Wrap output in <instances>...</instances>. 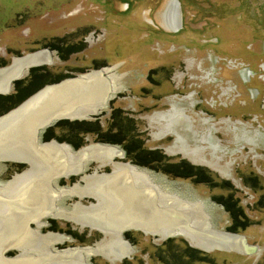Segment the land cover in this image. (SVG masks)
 <instances>
[{
	"label": "rangeland",
	"instance_id": "1",
	"mask_svg": "<svg viewBox=\"0 0 264 264\" xmlns=\"http://www.w3.org/2000/svg\"><path fill=\"white\" fill-rule=\"evenodd\" d=\"M82 1L84 0H0V68L10 66L15 57L30 54L28 52L33 50L35 45L43 42L46 44L55 43L52 45H57L60 52L58 55L54 54L52 65H36L33 67L35 72H31V69L28 70L25 79L22 75L19 80L24 82H28L33 74L34 80L36 75H42L40 79L37 78V81L41 80V83H38V88L34 89L35 91L33 90V93L24 100L29 99L45 85L58 83L77 74H90L86 73L89 70L118 64L117 71L124 73L122 75L114 73L116 80H122V89L117 95L114 94L117 88L111 90L110 101L108 100L107 105L102 109L105 112L101 115H93L89 118V115L95 114L97 110L94 113H88L83 118L85 120L56 121L45 128L46 134L44 131L41 132L40 143L55 140L58 143H66L74 151L95 143L115 145L121 149V155H115L108 163L105 161L106 163L103 164L104 161L91 157L84 164L79 162L80 164L77 166L80 168L79 172L86 167V170L84 169L80 175H73V177L69 175L64 179L52 178L51 187L54 188V192L56 190L57 197L54 198L55 203L53 201L50 206L51 210H54L55 206H59L60 208H58L65 212L61 215L71 212L75 208L80 213H89V210L98 204V200L86 193H79V189L90 188L88 190L95 194L92 188L96 189L97 186L92 183L89 186L93 177L101 179L99 177H102L103 174L112 173L107 177L117 179L119 176L117 180L121 181L124 180L125 175L121 174L120 176L121 167L119 164L135 165L146 170L148 173L143 172L150 175L149 178L156 185H160L162 191L179 196L180 198L177 197L178 201L189 200L193 203H203L205 208L197 209V216L194 215L193 219L202 222L203 216L207 215L209 224L217 230L238 235L247 234L252 237L251 241H254L253 238H260L264 226V120L262 119L264 113L260 108L261 101L256 98L257 100L254 102L250 100L246 106L242 104L239 106L238 100H241V97L235 94L228 98L224 94L226 88L228 93H232V85L226 84L227 82H217L216 84L213 82H215L214 78L217 80L216 73L219 72L214 66L217 68L220 66L217 63V58L221 57L226 59L227 65L235 63L237 67H244L246 71L250 69L255 71L254 75L249 76L242 69L233 70L241 71V75L245 78L242 80L244 83H249L256 88L262 87L261 82L264 81H261L260 78L264 77V0H180L183 11V28L180 31L164 26V9L172 0H157L152 4L153 13L149 18L153 17L155 27L151 24H143L146 27H142L134 22V20L138 21L143 17L141 13L145 14L148 7L144 5L141 11L138 10L140 14H137V11L134 10L136 4L131 0H124L130 4L127 11H122L119 7V10L115 12L111 6L107 5L106 15L102 14L100 22L98 19L101 15L95 13L94 6H91L89 2L86 9V6L80 4ZM106 2L109 5L115 4L114 0ZM49 3H56L57 6L52 8ZM85 3L87 4V2ZM98 9L103 11L104 8L100 6ZM15 11L16 13L25 12L27 20L19 23L16 20ZM69 11L74 14L69 16L67 22L63 21L62 24L47 23L52 15L55 19L58 16L67 15ZM42 14H47V17L43 19V22H39L38 16ZM82 14L88 21L87 26L99 30L95 38H91L89 33L94 29L88 28L87 31L82 32L80 30L83 29V26L77 28L80 29L79 31L71 33V29L76 28V25L80 23L79 18H82ZM133 14L137 15L132 19L131 25L120 27L119 22L130 20L134 16ZM244 14L248 17L244 18ZM104 16L105 18H103ZM146 19L148 18L146 17ZM114 20L119 22L114 24ZM229 23L234 26L233 29ZM177 25L179 26L178 23ZM72 26L74 28H71ZM27 28L31 29L29 36L23 34ZM142 28H145L149 33L147 38H145L147 33L146 35L139 33ZM119 29L127 30L129 33L120 35L119 31L117 32ZM64 32L67 33L64 34ZM83 36L84 38H82ZM162 40L164 42L161 46L159 42ZM75 41H83L81 42V51L74 54L70 51L66 52V46ZM146 46H149L148 49L145 48ZM150 47L153 52L146 53ZM144 48L146 52H143ZM23 51L26 52L21 53ZM151 53L157 57L162 55V57L153 60ZM136 55L139 56L138 59H142L136 60ZM93 60L95 62H92ZM144 61L148 64L150 61V66ZM136 64L138 66L140 64V67L134 66ZM88 67L89 70H87ZM224 67V70H231L228 66ZM104 70L111 71L109 68H104ZM64 72L69 74L65 76ZM111 73L113 72L111 71ZM177 75H181V77L179 78ZM221 84H224L223 89H221ZM14 91V85H12L8 94L1 93L0 96L13 95ZM113 95L115 97L112 99ZM248 97L249 99L254 98L250 94ZM14 99L18 100L16 97ZM10 101L12 102V100ZM10 101L0 104V109H3L0 115L19 105H12ZM221 102L228 103L227 106L231 104L233 106L229 108L221 106L223 107L222 111H218L221 108ZM172 103L182 104L185 112L195 118L193 122L195 129L202 130L204 126L203 124L199 125L198 117H206L207 121L211 123L212 133L215 135L214 143L219 141L222 144L221 147H225L222 150L218 149V153L215 155H220L219 166L230 171L229 177L223 176L218 171L219 169L211 168L207 163L200 161L194 163L181 151L174 153L169 151V148L175 143L173 132L161 133L160 125L162 123L152 122L150 117L167 112ZM259 114L263 116L261 117ZM220 117L223 120H219ZM108 126L111 130L110 134L106 135L104 130ZM117 127H121L125 132L122 144L118 143L122 137L111 136L114 133V128L118 130ZM183 136L186 139L184 142L189 141L191 145L204 143L200 140L201 137L193 139L191 136L184 134ZM251 137L254 138L255 144L245 145L243 143L245 139ZM54 144L56 145L55 142ZM94 147L95 145H89L83 149ZM210 147L213 148V146ZM210 147L205 149L204 153L208 159L216 162L218 159L212 156ZM251 149L253 150L250 151ZM0 151H10V148L6 146ZM67 151L77 154L69 149ZM222 154L225 155L221 156ZM5 157L0 159V181L11 179L14 176L8 182L11 183L13 179L21 178L24 175H33L34 170L31 162L27 160L8 161ZM254 157H258V159H254ZM91 159L93 160L90 161ZM180 161L183 163L182 168H173ZM25 167L27 169L24 171ZM22 171L24 172L21 173ZM40 179L41 177L34 172L31 185L25 186L26 189L24 188L23 191H27L31 186L40 182ZM57 179L59 187L56 185ZM135 180L138 184L143 182L138 178ZM124 181L126 182L128 179ZM0 183L5 185L3 182ZM74 185L77 186L72 189L60 188ZM15 197L12 199H16ZM104 202L109 203L107 200ZM153 202V205H156L155 210H164L165 208V210H186V207L170 205L172 200L167 201L164 208L161 207L163 202L158 198H153ZM175 202L177 201L175 200ZM80 206L84 209L77 208ZM47 208H49V204ZM13 209L11 205V212L8 215H11L9 217L12 218L5 217V220L6 218L10 220L1 223L2 218L0 219V240L5 237L13 239L15 233L21 228L20 216L22 214L20 213L16 218L12 213ZM27 211L25 210V212ZM50 211L47 216L39 219L36 223L29 221L28 227L31 230L37 229V223L42 221V224L39 223L42 235L60 234L61 240L52 243L54 248L52 252H55L56 255L64 254V249L83 248L100 242L103 238L106 240L108 233L103 234L101 230L88 224L83 225L72 218L54 217L52 213L56 212L50 213ZM104 211L109 212V210ZM33 214L30 212L29 215ZM109 216L111 217V214ZM125 231L122 237L134 248L133 255L109 260L103 255L95 253L90 256L89 263L264 264V251L260 248H258L260 252L255 253L252 258H243L236 252H226L232 250L231 247H237L234 241L228 243L229 246L232 244L228 250L222 248V251L206 252L191 247L185 239L179 236H168L169 238L164 239L139 230ZM4 234L6 235L4 236ZM11 239H6V241ZM35 245L29 251L40 249L37 244ZM23 253L24 251L13 248L7 250L4 256L7 259H14L24 255ZM41 253L45 252L33 251L35 256L41 255ZM256 254L257 256H255Z\"/></svg>",
	"mask_w": 264,
	"mask_h": 264
},
{
	"label": "bare ground",
	"instance_id": "2",
	"mask_svg": "<svg viewBox=\"0 0 264 264\" xmlns=\"http://www.w3.org/2000/svg\"><path fill=\"white\" fill-rule=\"evenodd\" d=\"M38 57H40L41 61L43 55H31L29 58L19 61L17 60L12 66L8 67L2 72L0 71V92L4 93L5 91H7V86L9 85L10 81L21 75V71L25 69H23V66L27 65L28 63H34L35 59ZM118 82H122V80H116V74L111 73V71H95L88 75L82 74L77 78L65 79L58 83L48 85L46 87L44 86L29 99L25 100L17 107L9 110L8 112L0 116V150H3L6 146H9L10 148V151H0V159H3L1 157L6 156L5 158L7 160L12 161L27 160L33 164L34 170L33 175L31 176L24 175L21 178L13 179L11 183H8L10 181L9 180L5 182V185L0 183V219L2 218L1 223L6 220H10L9 218H12L9 217L11 215H8L9 212H11V205L12 208H14V212L12 213H14V216L16 218H18V215H20V213L22 214L20 216V222L23 220L24 217L33 220L36 219L38 216H44L45 214H47L48 211L51 210L50 206L52 205L53 201L55 203V199L57 197V193L53 192V189L51 187L52 178H57L61 176L67 177L69 174L73 173V168L77 163L80 162L84 164L89 157L105 162L111 160V154H118L119 156L121 155L120 151H118L117 148H114L112 146L96 145L92 149H83L77 154H71L67 151L70 148H67V146L65 145L63 146H65L67 149L63 146L55 145L54 142H39L40 130L43 129V127H46L52 124L53 122L57 121L58 118H66L68 120H80L87 116L88 113H94L99 108L105 106V103L110 98L109 95L111 93V90L117 88L116 84ZM169 118L172 122V117H162V119L166 122L170 121L168 120ZM184 118L187 120L186 116H184ZM205 120H202V122H204ZM166 131H172L169 127V124L163 132L165 133ZM173 134L175 133L173 132ZM195 135L197 134H193V136ZM174 136L178 137L176 134ZM181 151L186 154L187 157L190 156L193 161L204 162L207 163V165L213 167V163L211 160H200L202 157L196 148L191 150L181 148ZM78 171H80V168H76L74 170V173ZM34 172L35 174L41 177L40 182H38L34 186H31V188H29L27 191H23L25 186L29 187L31 185L30 183H32ZM134 172V167H132V169L131 166L121 167L120 176L121 174H124L125 177L123 179H128V181L126 182L124 180H117L119 176L117 179H115L114 177H109L105 182V179L103 177H99L101 179H93L90 182L89 186L91 185V183L95 184L96 186L103 184V186L98 188L96 191L94 189L92 190L95 194H92L91 191L88 190L90 188L79 189V193L93 195L98 200V204L96 205L97 207L93 206L91 209L88 208L90 209L89 214H94L93 216L95 220L92 219L94 220V222L96 221V223L98 224H103V228H109L110 230L108 231L111 232H114L116 229L122 230L121 228L125 227L134 229L144 228L146 232L159 233L156 234V237L158 236L165 238L168 236H179L185 239L192 247L203 250H211V248L207 245L215 246L218 249H220L219 247H223L227 248L226 250H228V247L230 248V246H232V244L230 246L228 244L230 243V241H234L236 243V246L241 245L240 247L243 249V251L245 248L247 249L246 245L241 241L242 237L237 234H228L222 231L219 232L216 231L217 229L212 225L211 228L206 227L204 225L199 226L196 222L195 224L200 228L190 226V222L193 219V217H191L193 211L202 207L205 208L203 203H193L189 200L184 199V201H178L177 197L179 196L162 191V189L160 188L161 186L158 184L156 185L145 172L136 169V178L132 176ZM133 178H138L142 180L143 182H140L141 186H137L134 183ZM158 195L159 201L163 202L161 204H165V207L167 201L172 200V204L170 205L178 204V206L184 208L186 207L188 210H165L166 208L164 210H155L156 205H153V198H158ZM14 197L16 199H12ZM105 200L109 202V205H111V207L112 205L114 207L111 213H109L110 211H102V209L99 210L107 203L104 202ZM175 200L177 202H175ZM48 204L49 208H47ZM111 207L110 209H112ZM59 208L57 209L59 214L65 213L62 211L63 209L60 210ZM24 209L28 211L25 212ZM30 212L34 214L29 215ZM109 214H111L110 219ZM78 215L83 217H81V219L84 221V223H86V221H89V219L86 220L83 213H78ZM6 216L9 218H6L5 220ZM79 216L77 218H79ZM100 217H103L104 223H102L103 220H100ZM205 219L208 221L207 215ZM92 220L88 223L91 225V227H97V225L92 224ZM111 221L114 222V225L109 223ZM20 227V230L18 229V231L13 236V239H11L10 241H6L7 237L3 240H0V264H42L39 260L40 258L38 259L36 257H33L34 255H26L24 253V255H20L19 257L14 259L5 258L4 253L7 250L13 248L19 251H22L24 249L31 250V247H34V245L37 244L35 242L36 240L33 241L30 238L32 235L30 237L28 236V232L26 229L27 226L20 225ZM180 229L187 231L188 234L179 231L173 232L175 230ZM108 231L103 230V233L109 234ZM162 231H167L168 233L160 235ZM115 232H117V230ZM5 235L6 234H4V236ZM44 238L47 237L44 236ZM110 239L111 241L107 239V243L105 242L106 245L109 246V248L107 247L106 249L105 246L102 247L101 245V248H104L102 249V252L107 257L111 254L115 256H119V254H121L122 256L123 254L132 251L121 241L119 234L115 235V233H112ZM207 239L211 241H206ZM43 246L44 245H42V247ZM86 248L85 250H87ZM236 248L237 247L235 246L231 247L232 250H236ZM79 250H82V248ZM258 250L259 249L257 248L256 253H258ZM87 252L89 254L90 250H87ZM118 252L119 254H117ZM83 255H85V253ZM60 258L61 257H59V259ZM71 260L73 259L71 258Z\"/></svg>",
	"mask_w": 264,
	"mask_h": 264
},
{
	"label": "flooded vegetation",
	"instance_id": "3",
	"mask_svg": "<svg viewBox=\"0 0 264 264\" xmlns=\"http://www.w3.org/2000/svg\"><path fill=\"white\" fill-rule=\"evenodd\" d=\"M106 1H111V0H84V1H82V3H80V4H82L84 7L86 6V9L88 8V6H89V2L91 3L90 5L91 6H94V9H96V11H95V13L97 14V15H101L100 17H99V19H98V21L100 22V19L102 18V16L103 15H106L105 14V8H106V6L108 5V6H111L112 7V9L115 11V12H117L119 9V7H120V9L122 10V11H127L128 9H129V7H130V4H129V2H127V1H124V0H114L115 1V4H113V5H109V4H107V2ZM133 3H135L136 5H135V9L134 10H136L137 11V14H140L139 13V11H141V9L142 8H144L143 6L145 5L146 7H148L147 9H146V13L144 14V13H141L142 15H143V17H141L140 19H138V21H135L134 20V22H137L138 24H140V26H142V27H146L145 25H143V24H151L152 26H154L155 27V23L153 22V17L152 18H149L150 16H151V13H153V11H152V3H154V1H157V0H131ZM85 2H87V4L85 3ZM49 5H50V7H52V8H55L56 6H57V4L56 3H49ZM103 7L104 9H103V11L102 10H99L98 9V7ZM83 7V8H84ZM80 10H82V9H80ZM139 10V11H138ZM165 13H164V15H163V18H164V26L166 25L167 27H169L170 29H177V31H180V30H182V28H183V11H182V4H181V1L180 0H172L171 2H169L168 3V7L166 8L165 7ZM70 12V11H69ZM67 13V15H62V16H58V17H56L55 19L53 18V15L50 17V21L49 22H47V23H63V21H66V20H68V18H69V16L71 15V16H73V14H74V12H70V13ZM99 12V13H98ZM49 13V12H48ZM15 16H16V20H18V22L19 23H21V22H25L26 20H27V17L25 16V12H19V13H16V11H15ZM50 14V13H49ZM103 14V15H102ZM132 14V13H131ZM136 14V15H137ZM134 15V14H133ZM136 15H134V16H132L131 17V19L130 20H126V21H124L123 23H121V22H119L118 20H114V24H116L117 22H119L120 23V27H129L130 25H131V21H132V19L136 16ZM171 15V16H170ZM171 18H170V17ZM244 16V18L245 17H248L246 14H244L243 15ZM39 17V19H38V21L39 22H43V19L44 18H46L47 17V14H42V15H39L38 16ZM146 17L148 18V19H146ZM103 18H105V16L103 17ZM80 19V23H78L77 25H76V28H74L73 26L71 27V28H74V29H71V33H75L76 31H79L80 29H77L78 27H81V26H83V29L82 30H80V31H82V32H85V31H87V29L88 28H92V29H94V30H92V31H89V33H90V37L92 38H95V36L97 35V32L99 31L97 28H93V27H90V26H87L86 24H88V21L84 18V15L82 14V18H79ZM171 19H173V20H171ZM21 20V21H20ZM170 20V21H169ZM70 21V20H69ZM67 22V21H66ZM177 23L179 24V26L177 25ZM56 26H57V24H55ZM229 25L231 26V28L233 29V25H231V23H229ZM177 27V28H176ZM119 31V34L120 35H127L129 32L127 31V30H117V32ZM65 33H67V32H64V34ZM139 33H143V35H146V33H147V35L145 36V38H147L148 37V35H149V33L146 31V29L145 28H142L141 29V31H139ZM178 33V32H177ZM23 34L24 35H26V36H29V35H31V29L29 28H27V30L25 29V31H23ZM82 38H84V36L82 37ZM145 38H143V39H145ZM81 42H83V41H75V42H72V43H69V45L68 46H66V52L67 51H70L72 54H74V53H77V52H80L81 51ZM45 43V44H44ZM52 44H55V43H52ZM52 44H50V43H47L46 44V42H43V43H40V44H38V45H35L34 46V48H33V50L31 49L30 50V52H28V53H30V54H28V55H25V56H22V57H15V58H13V60H12V62H11V65L10 66H12L17 60L19 61V60H23V59H26V58H29L31 55H43V58H41L42 60L40 61V57H38V58H36L35 59V62L34 63H28L27 65H25V66H23V69L24 70H22L21 72V75H23V78L26 76V74L28 73V67L29 66H32L30 69H34L33 67L34 66H36V65H42V66H45V65H52L53 64V60H52V58L54 57V54H59L60 52H59V48H58V46L57 45H52ZM91 47V46H90ZM32 51H34V52H32ZM62 51V50H61ZM24 52H26V51H23V52H21V53H24ZM49 58V59H48ZM37 61V62H36ZM46 63H45V62ZM92 62H95V60H93ZM10 66H6V67H4V68H0V71L2 72L3 70H5V69H7L8 67H10ZM118 66V64H116V65H114V66H107V67H102L101 69H97V70H89V67L87 68V70H89L88 72H86V73H92V72H105L106 70H104V68H109L113 73H119V74H124V73H121V72H118L117 71V69H116V67ZM29 69V70H30ZM31 71V70H30ZM65 73V76L66 75H68L69 73L68 72H64ZM126 73V72H125ZM212 73V72H211ZM83 75H88V74H85V73H82ZM82 74H77L76 76H74V77H72V78H76V77H78V76H81ZM104 74V73H103ZM128 74V73H127ZM31 75V74H30ZM34 75V74H33ZM33 75H31V77L29 78V81H28V79H27V81L28 82H30L31 83V85L32 86H35V85H38L39 86V84L41 83V80H39V81H37V78H39L40 79V77L42 76V75H36L37 77H36V79L34 80L33 78H34V76ZM58 76H60V75H58ZM151 76V75H150ZM177 77H181V75H177ZM22 78V79H23ZM67 79H70V78H67ZM63 80H65V79H63ZM62 80V81H63ZM39 83V84H38ZM55 84V83H54ZM49 85H51V84H49ZM45 86H47V85H45ZM116 87H117V91H115L114 92V94L115 95H117L118 93H119V90H121L122 89V82H118L117 84H116ZM11 90V89H10ZM10 92V91H9ZM1 93V92H0ZM16 93V92H15ZM34 95V94H33ZM32 95V96H33ZM111 96V95H110ZM115 96L113 95V97H112V99L114 98ZM28 99V98H27ZM26 99V100H27ZM111 99V100H112ZM25 101V100H24ZM23 101V102H24ZM110 101V100H109ZM107 103H108V101L105 103V106L107 105ZM176 105V106H175ZM175 106V107H174ZM174 107V108H173ZM178 107V108H177ZM183 107V105L182 104H180V103H172V106H171V108H170V110H168L166 113H163V114H155V115H153V116H151L150 117V119L152 120V122H158V123H162V125H160L161 127H160V131H161V133H164L163 131H164V129H166V127H167V125L169 124V127L171 128V130L178 136V137H176V136H174L175 134H173L172 136L174 137V139H175V143L173 144V146H171L170 148H169V151H171L172 153H174L175 151H181V148H184V149H187V150H191V149H194V148H196L197 149V151L201 154V156L203 155V157H205V158H201L200 160H204V159H206V160H210V159H208L207 157H206V155H205V153H204V151H205V149H207L208 147H210V146H213V148H211V154H212V156L214 157V158H217L218 160L216 161V162H214V161H212V163H213V167L212 166H210L211 168H216V169H219L218 171H222L221 172V174L223 175V176H225V177H229L230 175H231V173H230V171H226L225 170V167H223V166H219V160L221 159V157H220V155H215V154H217L218 153V149H220V150H222L223 148H225V147H221V143L219 142V141H217L216 143H214L215 141H214V137H215V135L212 133V128H211V123H209L208 121H207V118L206 117H198V119H197V122H199V125L201 124V126H202V124L204 125L203 126V129L202 130H197V129H195L194 127H195V125H194V121H195V118L194 117H192V116H190V114H187L186 112H185V109L184 108H182ZM104 108V106L102 107V108H99L98 109V111L95 113V114H91V115H89V118L91 117V116H93V115H97V116H99V115H101L103 112H105V111H102V109ZM176 109V110H175ZM102 111V112H101ZM101 112V113H100ZM100 113V114H99ZM166 114V115H165ZM3 115V114H2ZM110 115H111V113H110ZM158 117H157V116ZM170 115V116H169ZM1 116V115H0ZM160 116V117H159ZM166 116H168V117H172V122H171V119L169 118L168 120H170V121H165V120H163L162 119V117L164 118V117H166ZM184 116H186L187 117V120L184 118ZM156 117V118H155ZM88 118V119H89ZM206 119V120H205ZM75 120V119H74ZM76 120H79V119H76ZM80 120H85V119H80ZM157 120V121H156ZM202 120H205L204 122H202ZM62 121V120H61ZM56 122V121H55ZM55 122H53V123H55ZM165 122V123H164ZM52 123V124H53ZM52 124H50V125H52ZM176 124V125H175ZM194 125V126H193ZM49 126V125H48ZM48 126H46V127H48ZM212 126H214L213 124H212ZM46 127H43V129H41L40 130V133H39V138H40V135H41V132L42 131H44L45 132V134H46V130H45V128ZM109 126H108V128L107 129H105L104 131V133H106L108 130H109ZM214 128V127H213ZM43 132V133H44ZM114 132V131H113ZM86 133L88 134V131H86ZM115 133V132H114ZM113 133V134H114ZM188 133V134H187ZM191 133V134H190ZM167 134V133H166ZM170 134V133H169ZM183 134L184 135H187V136H191V137H193V139H195V138H198V137H201V139L200 140H202L204 143H201V144H199V145H197V144H194V145H191L190 144V142L189 141H187V142H184V140H186L185 139V137L183 136ZM193 134H197V135H195V136H193ZM47 137V136H46ZM45 137V138H46ZM179 139V140H178ZM253 139L254 138H248V139H245V142H243L245 145H250L251 146V144H255V142H253ZM41 141V140H40ZM42 142V141H41ZM50 142H55L56 143V145L57 146H63V145H65V146H67V148H70V146L69 145H67L66 143H64V144H62V143H58V142H56L55 140H51V141H49V142H43V143H50ZM107 142H110V141H107ZM177 142V143H176ZM122 143H124V142H122ZM122 143H119V144H122ZM176 144V145H175ZM202 144H205V145H202ZM89 145H101V146H112V147H114V148H117V150L118 151H120L121 149H119L117 146H115V145H108V144H101V143H95V144H88V145H85V146H83L81 149H79L78 151H74V150H71V148L69 149L70 151H74L75 153H78V152H80V150H82L84 147H86V146H89ZM178 145V146H177ZM65 146H63V147H65ZM175 146H177V147H175ZM66 148V147H65ZM254 149V148H253ZM253 149H251L250 151H252ZM182 152V151H181ZM121 154V153H120ZM182 154L183 155H185V156H187L186 154H184L183 152H182ZM117 155V154H116ZM223 155H225V154H222L221 156H223ZM253 155H254V153H253ZM111 160L113 159V157H115V155H112L111 154ZM189 158H190V156H189ZM191 159V158H190ZM254 159H258V157L256 158V157H254ZM93 159H91L90 161H92ZM110 160V161H111ZM192 160V159H191ZM205 160V161H206ZM9 161V160H8ZM193 161V160H192ZM222 161V160H221ZM195 162V161H194ZM104 163H106V162H103V164ZM107 163H108V161H107ZM204 163V162H203ZM80 163H77L75 166H74V170L77 168V166L79 165ZM88 164V163H87ZM130 165V164H129ZM119 166L120 167H122V166H126V165H122V164H119ZM131 166V169H132V166L135 168V169H140V170H142V171H146V170H144V169H141V168H139V167H137V166H135V165H130ZM222 167H223V169H222ZM86 168V167H85ZM84 168V169H85ZM27 168L25 167L24 168V171L26 170ZM84 169H82L81 170V172H79V173H74V170H73V173H71V174H69V175H72L71 177H73V175L74 176H76V175H80V174H82V172H84ZM86 170V169H85ZM24 171H22L21 173H23ZM147 172V171H146ZM21 173H18V174H21ZM148 173V172H147ZM16 174V173H15ZM112 174V173H111ZM111 174H103L102 175V177L105 179V180H107L109 177H107V176H109V175H111ZM68 175V176H69ZM94 175H97V174H94ZM132 176H134L135 178H136V173L134 172V174L132 175ZM150 176V175H149ZM14 176H12V178H13ZM70 177V178H71ZM11 178V179H12ZM60 178H62V179H64V178H66V177H64V176H61ZM11 179H6V180H2V181H0V182H3V183H5V182H7V181H9V180H11ZM59 179V178H58ZM58 179L56 180V185H57V187H59L58 185ZM93 179H95V177H93ZM134 179V178H133ZM135 180V179H134ZM105 182V181H104ZM135 182V184L137 185V186H141V185H139L137 182H136V180L134 181ZM55 185V186H56ZM101 185V186H100ZM100 185H98L97 186V188L96 189H94V188H92V189H94L95 191L98 189V188H100V187H102L103 186V184H100ZM105 185V184H104ZM75 186H77V185H74V186H72V187H60V188H66V189H72V188H74ZM53 189V192H54V188H52ZM55 193H57L56 192V190H55ZM88 196H93V195H88ZM94 197V196H93ZM158 199H159V195H158ZM203 201V200H202ZM204 202V201H203ZM101 203V202H100ZM205 204H206V202H205ZM176 205V204H175ZM178 205V204H177ZM95 207H97L96 205H94ZM165 206V204H163L162 205V207H164ZM110 207H111V205H109V203H106L103 207H102V211H104L105 209L106 210H109L110 212L109 213H111V209H110ZM77 208H79V209H81V210H83V208L82 207H77ZM111 208H114L113 207V205H112V207ZM204 208V207H203ZM58 207H55V210H52L53 212L55 211L56 213H52L53 215H54V217H58V216H62V217H66V218H72V219H74V220H76L77 222H79L80 221V223L81 224H83L84 223V221L81 219V217L82 216H79L78 215V213H80V211H78L76 208L74 209V210H72L71 212H67L66 214H64V215H61V214H59L58 213ZM99 210H101V209H99ZM186 210H187V208H186ZM50 213H51V211H50ZM49 214V211L47 212V214H45L44 216H40V217H37L36 219H33V220H30V219H28L27 217H24L23 218V220L21 221V224L22 225H26L27 227H26V229H27V232H28V236L30 237L31 235L32 236H34V237H30L33 241H35L36 243H37V246L38 247H40V249H34L33 251H35V252H38V251H44L45 253H41V257H40V255H38V256H35V254H34V256H33V251H29V249L27 250V249H24V250H22V251H24V254H26V255H32L33 257H36V258H40L39 260L41 261V263L43 264V263H46V264H90L89 262H90V259H91V255L93 254H100V255H104V257L105 258H107V259H109L110 260V258L111 259H113V260H115V259H120L121 257H128V256H131V255H133L134 254V252H135V250H134V248L133 247H131L130 245H129V243L127 242V241H125L124 240V238L122 237L123 236V233H124V230H138V229H134V228H121L122 230H118V229H116L117 230V232H111V231H108V230H110L109 228H103V224H98V223H96V221L94 222V214H89V213H87V214H83L84 215V217L86 218V220H88L89 219V221L88 222H90L92 219H94V220H92L93 222H92V224H95V225H97V227H94V228H97V229H99V230H102V233H103V230H105V231H108L109 232V234L107 235V239H109L110 241H111V235H112V233H115V235H118L119 234V236H120V238H121V241L128 247V248H130L132 251L131 252H128V253H125V254H123L122 256H121V254H119V252L117 253V254H119V256L118 255H112L111 253V255H109L108 257L102 252L103 250L102 249H104V248H101V245H102V247H106V249H107V247L109 248V246H107L106 245V243H107V239L106 240H104V238L100 241V242H97V243H95V244H93V245H91V247H89V246H85V247H83L82 248V250H79V249H81V248H78V247H74V248H68L67 250L66 249H64V254H58V255H56L55 254V252H52V249H54L53 248V242H56L55 240H57V241H59V240H61V235L60 234H52V233H48V234H45V235H42L41 233H40V224L39 223H41L42 224V221H39L37 224H38V226L36 227L37 229H34V230H31L30 229V227H28L29 226V221H31V222H34V223H36L37 221H38V219H41V218H43V217H45V216H47ZM68 214H70V215H68ZM76 214V215H75ZM194 215L195 216H197V210H195V211H193V213H192V215H191V217H193L194 218ZM79 216V218H77ZM88 217V218H87ZM27 218V219H26ZM83 218V217H82ZM102 218V219H101ZM111 217L109 216V219H110ZM206 218V216H203V221L202 222H199V221H197L196 219H192V221L190 222V226H193V227H196V228H200V227H198L196 224H195V222L196 223H198V225L199 226H206V227H210L211 228V225L209 224V222L205 219ZM25 219V220H24ZM78 219H79V221H78ZM82 220V221H81ZM100 220H103V217H100ZM24 221V222H23ZM30 222V223H31ZM87 221H86V223H84L83 225H86L87 223H88ZM102 223H104V220L102 221ZM106 223V222H105ZM110 224H113L114 225V222H109ZM89 224V223H88ZM194 224V225H193ZM90 225V224H89ZM99 225V226H98ZM91 226V225H90ZM51 227V226H50ZM103 228V229H102ZM31 230V231H30ZM139 231H142V230H139ZM182 232V233H186V234H188V232L187 231H185V230H183V229H180V230H175V231H173V232ZM216 231H222V232H225V233H228V232H226V231H224V230H220V229H218V230H216ZM128 232V231H127ZM143 233H145V234H152V235H156V234H159V233H151V232H146V231H142ZM33 233V234H32ZM36 233V234H35ZM111 233V234H110ZM166 233H168L167 231H162L161 233H160V235L161 234H166ZM104 234V233H103ZM228 234H235V233H228ZM51 235V236H50ZM238 235V234H237ZM42 236V237H41ZM44 236L45 237H50V238H44ZM192 236V235H191ZM53 237V238H52ZM56 237V238H55ZM105 237V236H104ZM109 237V238H108ZM175 237H177V236H175ZM193 237V236H192ZM6 238V237H5ZM52 238V239H51ZM159 238V237H158ZM166 238H169V237H165L164 239H166ZM7 239H11L10 237H8ZM42 239V240H41ZM46 239V240H45ZM54 239V240H53ZM104 241V242H103ZM113 241V240H112ZM206 241H211V240H206ZM40 242H42V243H40ZM45 242H47V243H45ZM106 242V243H105ZM39 244V245H38ZM41 245V246H40ZM42 245H44L43 247H42ZM100 246V247H99ZM191 246V245H190ZM205 246V245H204ZM207 246H209L210 248H211V250H205L204 249V251H213V250H221L222 251V248L223 247H219L220 249H218V248H216L215 246H210V245H207ZM87 247V248H86ZM96 247H97V249H96ZM192 247V246H191ZM85 248L87 249V250H90V252H89V254H88V252H87V250H85ZM193 248H195V247H193ZM84 249V250H83ZM91 249H96V250H91ZM198 249V248H197ZM100 250V251H99ZM201 250H203V249H201ZM92 251V252H91ZM29 252H32V253H29ZM49 252V253H48ZM86 252H87V254H86ZM226 252H229V251H226ZM231 252V251H230ZM260 252V249L258 250V253ZM85 253V255H83ZM257 253V254H258ZM69 254V255H68ZM255 254V253H254ZM256 254V255H257ZM47 255V256H46ZM50 255H51V257H50ZM71 255V256H70ZM74 255V256H73ZM77 255H79V256H77ZM82 255V256H81ZM46 256V257H45ZM49 256V257H48ZM53 256V257H52ZM45 257V258H44ZM47 257H48V259H47ZM59 257H61L60 259H59ZM64 257V258H63ZM66 257V258H65ZM116 257V258H115ZM53 258V259H52ZM71 258L73 259V260H71ZM50 259V260H49ZM43 261V262H42ZM51 262V263H50Z\"/></svg>",
	"mask_w": 264,
	"mask_h": 264
},
{
	"label": "crops",
	"instance_id": "4",
	"mask_svg": "<svg viewBox=\"0 0 264 264\" xmlns=\"http://www.w3.org/2000/svg\"><path fill=\"white\" fill-rule=\"evenodd\" d=\"M157 42H159V41H157ZM162 42H164V40H162L161 42H159V43H161L160 44L161 46L163 45ZM147 47H149V46H146L145 48H147ZM151 47L149 48V51L148 52H146V50L144 48L143 52H146V53H149L150 51L153 52V50L151 49ZM141 53H142V51H141ZM150 55L153 57V60L154 59H160L162 57V55H160L159 57H157V56L153 55L152 53ZM218 57H220V56H218ZM138 58H139V56L136 57V60L142 59V58H140V59H138ZM217 60H218L217 63L220 64V66L218 68L216 66H214V67H215V69H218L219 72L216 73L217 80H216V78H214V81L215 82H213V83L216 84L217 82L218 83L219 82L220 83H226L227 82L226 84L232 85L233 86V90H232V93L233 94L232 93H228L227 90H226L227 88L225 89L226 92H224V94H226V96L228 98H230L231 96L232 97L235 96V94H237L238 97H241V100H238L239 101V104H238L239 106H241V104L243 106H246L247 104H249L250 100H253V102H254L255 100L259 99L261 101L260 108L263 110L262 112L264 113V82H261L262 83L261 84L262 87H259V88L258 87L257 88L256 87H253V86L249 85V83H244L242 81V80H245V78L241 75V71H238L237 72V71H233V70L242 69L246 73H248L249 76L250 75H254V73H256V72L253 71V70H251V69L246 71L244 67H237V65L235 63H233V64L230 63L229 65H227L226 59H222L221 57L220 58H217ZM144 62H145V64H148V63H146V61H144ZM150 64H151V62L149 61V64L148 65L150 66ZM223 65L226 66V67L228 66L231 70L230 71L224 70L225 67ZM134 66H138V65L136 64ZM139 67H140V64H139L138 68ZM134 68H136V67H134ZM212 75H213V73H212ZM233 76L235 77L234 80H233ZM240 76H241V78H240ZM260 80L261 81H264V77L260 78ZM246 85H247V87H246ZM223 88H224V84L223 85L221 84V89H223ZM228 88H230V87H228ZM249 94L252 95L254 98L253 99H249V97H248ZM227 104L228 103H225L224 104V103L221 102L220 107L221 106H224L226 108H229L230 106H233V104H231L229 106H227ZM221 109H223V107L219 108L218 111H222ZM259 115L261 117L263 116L262 114H259ZM262 119L264 120V116L262 117ZM219 120H223L222 117H220ZM243 236L246 238V241H247L248 244H250V245H256L257 248H260L262 251H264V226H263V231H262V233L260 235V238H258V237L257 238H253L254 241H251L252 240V237L250 235L245 234ZM238 255L243 256V258H252L254 256V254L247 255V254H240V253H238ZM255 256H257V255H255Z\"/></svg>",
	"mask_w": 264,
	"mask_h": 264
},
{
	"label": "trees",
	"instance_id": "5",
	"mask_svg": "<svg viewBox=\"0 0 264 264\" xmlns=\"http://www.w3.org/2000/svg\"><path fill=\"white\" fill-rule=\"evenodd\" d=\"M31 72H35V68L31 69ZM25 79V78H24ZM23 79V80H24ZM14 85V89L16 93L13 92V95H7V96H0V104H2V102H9L10 100H12V105H16L19 104L22 100H24L28 95H31L34 89L38 88V85L32 86L31 83L28 84V82H24L22 80H17L13 83ZM35 91V90H34ZM17 98L18 100L16 101L14 98ZM1 106V105H0ZM3 110V109H2ZM0 109V112L2 113V111ZM4 111H6V109H4ZM118 130L116 128H114V134L111 136H115V138H121L120 140H118V143H122L124 142L123 138V134H125V132L121 129V127H117ZM82 130H86V129H82ZM110 128L109 130L105 133L106 135L110 134ZM147 154H151V153H147ZM183 163L180 161L179 163H177L176 165H174L173 168L178 169V168H182ZM184 177V176H182Z\"/></svg>",
	"mask_w": 264,
	"mask_h": 264
},
{
	"label": "water",
	"instance_id": "6",
	"mask_svg": "<svg viewBox=\"0 0 264 264\" xmlns=\"http://www.w3.org/2000/svg\"><path fill=\"white\" fill-rule=\"evenodd\" d=\"M31 67H32V66H29V67H28V70H29ZM21 77H22V75H19L18 77H16V78L13 79L12 81H10L9 85L7 86V87H8V88H7V91H5L4 93H7V94H8V92L10 91V89H11V87H12L14 81L19 80ZM66 79H67V78H66ZM0 94H1V93H0ZM64 119H66V118H64ZM64 119H63V118H58L57 121L64 120ZM49 126H51V125H49ZM137 229L145 231L144 228H143V229H142V228H137ZM124 231H125V230H124ZM127 231H128V230H126L125 232H127ZM239 236L242 237L241 241L246 245L247 249L245 248L244 251H243V249L240 247L241 245L239 244L240 246L237 245L236 250H232V251H233V252H236V253H240V254H247V255H251V254L256 253V251H257V246H256V245H250V244H248L247 241H246V238H245L243 235H239ZM232 251H231V252H232Z\"/></svg>",
	"mask_w": 264,
	"mask_h": 264
}]
</instances>
